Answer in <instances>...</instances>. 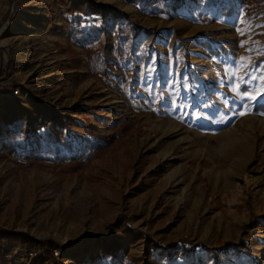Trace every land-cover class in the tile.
<instances>
[{
  "label": "rangeland",
  "instance_id": "374dc122",
  "mask_svg": "<svg viewBox=\"0 0 264 264\" xmlns=\"http://www.w3.org/2000/svg\"><path fill=\"white\" fill-rule=\"evenodd\" d=\"M67 2L0 0V86L18 90L12 91L16 99L0 105V135L8 132L7 141L0 140V264H199L195 251L203 257L200 264H233L238 258L264 264V111L255 109L264 107V93L256 100L241 96L264 86L252 78L264 68V0H239L247 34L236 102L221 99L212 109L168 112L160 105L149 111L143 99L151 95L148 78L128 72L127 47L119 45L104 65L95 48L85 49L89 69L93 65L101 74L107 67L108 100L96 83L76 93L31 97L28 89L45 70L39 60L62 46L48 41L39 54L38 26L52 37ZM129 16L158 29L167 24L134 10ZM184 30L176 29L180 43ZM135 55L134 63L143 58L131 50L129 56ZM85 101L94 113L73 114ZM56 119H79L87 127L88 134L73 133L78 152L81 134L99 137L103 150L75 169L67 167L78 158L75 152H40V124L50 127ZM168 119L192 125L165 133ZM5 231L20 238L1 237ZM23 235L59 247L53 258L27 254Z\"/></svg>",
  "mask_w": 264,
  "mask_h": 264
},
{
  "label": "crops",
  "instance_id": "0c3cea01",
  "mask_svg": "<svg viewBox=\"0 0 264 264\" xmlns=\"http://www.w3.org/2000/svg\"><path fill=\"white\" fill-rule=\"evenodd\" d=\"M121 1L123 0H68L67 6H64L69 7L68 11L60 13V18L55 22L57 32L50 34L52 37L38 26L36 40L39 54L46 51L48 41L52 45L62 46L54 49V54H46L43 60H39L45 70L28 89L31 97L36 92L50 96L62 95L67 91L71 93L72 90L76 93L87 90L92 83H96L108 100L109 92L103 91L105 87L108 88L103 83V78L108 75L107 67L101 74L92 71L93 65L89 69L85 49L87 46L95 48V53L101 55L100 64L104 65L111 48L119 45L120 48L127 47L123 57L130 59L132 65L128 72L135 71L136 76L148 78L151 95L150 98L143 99L145 103H149V111H156L159 105L161 110L168 112L185 107L212 109L218 106L221 99L228 104L236 102L234 89L244 64L240 61L243 50L240 45L243 35L247 34L241 25L243 19L239 0H125L126 4ZM94 2L97 5L91 4ZM130 10L148 15L147 17L154 16L167 24L160 29L154 25H141L129 16ZM178 28L185 29L183 33L187 36L184 44L177 41ZM119 34L128 36L124 40H118ZM131 50L141 54L143 58L138 57L134 63L137 56L130 57ZM77 77L81 83H78ZM205 78H208V83H204ZM10 84L12 87L17 85L15 82ZM151 89L156 91L152 92ZM12 91L9 85L0 86V105L17 98ZM152 97H155L156 102H152ZM262 102L264 104V99ZM88 103L85 101L80 104L81 109L73 114H86L83 109L90 110L87 115L93 114L94 108ZM49 125L50 127L46 121L40 124L42 131L37 136L42 149L40 152L59 154L70 151L77 155L79 143L74 139L73 133L88 134L87 127L79 119H74L72 124L64 123L63 119L50 120ZM191 125L189 120L181 123L168 119L165 122L166 129L162 131L169 133L170 128L185 131ZM67 127L71 128L68 133ZM16 133L23 134L24 140L28 139V133H24V130ZM6 134L8 132L1 134L0 140L7 141ZM14 147L15 145L12 149ZM203 248L209 249L208 246ZM154 253L159 254L156 250ZM194 253L195 261L204 263L201 252ZM198 253L201 261L197 260ZM207 254L210 255V252ZM240 259L242 258H238L233 264H244L245 261Z\"/></svg>",
  "mask_w": 264,
  "mask_h": 264
},
{
  "label": "trees",
  "instance_id": "16d2710c",
  "mask_svg": "<svg viewBox=\"0 0 264 264\" xmlns=\"http://www.w3.org/2000/svg\"><path fill=\"white\" fill-rule=\"evenodd\" d=\"M91 4L95 5L94 3ZM119 36H121V34H119ZM255 109L264 111V107L259 105H256ZM80 137H81V144L78 152V158L74 161V163L68 162L67 167L69 169L77 168L80 165V163L88 161L92 155L101 152L103 150V144L99 140V137L93 138L85 134H81ZM29 162L33 163L32 160ZM5 232L6 234H1V237L5 236L7 239L11 238V236H13L14 239L20 238L17 232H12V231H5ZM22 241L25 243V246L23 248V251L25 253L31 254L33 252H37L48 258H53L54 249H57L59 247L58 244L55 245L49 244L48 247L44 240L36 239L29 235H23ZM36 245H39L41 250L37 251L35 249Z\"/></svg>",
  "mask_w": 264,
  "mask_h": 264
},
{
  "label": "snow or ice",
  "instance_id": "6c2138e0",
  "mask_svg": "<svg viewBox=\"0 0 264 264\" xmlns=\"http://www.w3.org/2000/svg\"><path fill=\"white\" fill-rule=\"evenodd\" d=\"M241 34L243 35V32H241ZM240 46L244 47V42L243 41L241 42ZM261 55H264V52H261ZM244 60H245L244 57L240 58L241 63H243ZM252 78L253 79H259L262 82H264V68H261V75L259 77H252ZM234 91H239V88L234 89ZM261 93H264V86H262L261 88L255 90V92H253V93L245 91V92L241 93V96L242 97H247L249 100H256L257 96L260 95ZM240 114L244 115L246 113L245 112H241Z\"/></svg>",
  "mask_w": 264,
  "mask_h": 264
},
{
  "label": "built area",
  "instance_id": "2783aa9c",
  "mask_svg": "<svg viewBox=\"0 0 264 264\" xmlns=\"http://www.w3.org/2000/svg\"><path fill=\"white\" fill-rule=\"evenodd\" d=\"M13 93L14 94H17L18 93V90L17 89H14Z\"/></svg>",
  "mask_w": 264,
  "mask_h": 264
},
{
  "label": "bare ground",
  "instance_id": "6f19581e",
  "mask_svg": "<svg viewBox=\"0 0 264 264\" xmlns=\"http://www.w3.org/2000/svg\"><path fill=\"white\" fill-rule=\"evenodd\" d=\"M3 28V27H2Z\"/></svg>",
  "mask_w": 264,
  "mask_h": 264
}]
</instances>
